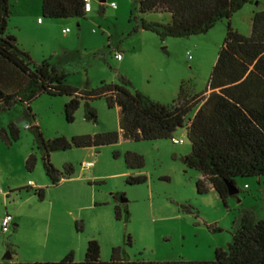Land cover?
<instances>
[{"label": "rangeland", "instance_id": "obj_1", "mask_svg": "<svg viewBox=\"0 0 264 264\" xmlns=\"http://www.w3.org/2000/svg\"><path fill=\"white\" fill-rule=\"evenodd\" d=\"M89 1L92 10L85 18L51 20L43 18L41 0H10L9 30L16 33L11 27L21 28L25 46L20 47L34 66L47 62L67 75V85L81 91L102 83L121 84L123 77L133 91H148L163 104L174 102L183 81L191 83L197 94L206 91L227 20L203 35L162 40L139 26L142 21L165 23L168 15L140 14L132 0H106L102 8L100 0ZM262 10L264 0L245 4L231 17L232 28L249 36L254 12ZM38 19L44 24L38 26ZM116 54L122 55L120 61ZM68 102L67 96H39L30 104L34 122L20 121L27 111L20 103L0 113V130L14 122L21 134L11 145L0 137V262L11 257L16 263H52L69 254L82 262L90 240L98 242L102 261H109L116 247L132 261H212L217 249L226 250L232 243L236 218L248 214L264 221V177L236 178L239 194L226 203L213 189L206 195L197 193L201 175L183 163L191 152L185 128L173 134L181 144L171 139L135 142L124 138L119 109H109L105 99L91 102L97 123L84 119L83 103L68 123L64 114ZM33 126L40 128L46 141L109 132H118L119 140L100 148L51 153V164L65 177V166L74 170L53 186L35 144ZM127 152L144 157L141 172L127 170ZM32 153L37 165L28 172L25 162ZM130 175H144L147 182L128 185ZM27 186L42 188L44 197L33 189L18 191ZM115 207L121 210L120 220ZM7 215L12 222L9 232L3 233Z\"/></svg>", "mask_w": 264, "mask_h": 264}, {"label": "trees", "instance_id": "obj_2", "mask_svg": "<svg viewBox=\"0 0 264 264\" xmlns=\"http://www.w3.org/2000/svg\"><path fill=\"white\" fill-rule=\"evenodd\" d=\"M140 14L168 15L165 23L142 21L140 29L167 38H190L208 33L218 23L227 20L224 43L205 92L197 94L193 85L183 81L172 104H163L148 95L132 89L130 81L121 77V84H105L93 90H78L67 85V75L57 72L47 62L33 65L30 55L24 51L14 36L9 34L12 14L10 0H0V113L20 103L26 106L20 121H33L30 104L41 95L67 96L65 119L72 123L80 105H84V119L97 123L98 115L91 102L105 99L109 109H119L120 130L124 138L135 141L173 140V134L185 128L191 143V152L183 157L184 165L201 175L196 183L197 193L206 195L213 189L226 203L229 197L239 194L236 178L264 177V10L254 12L251 34L245 36L234 30L230 19L233 14L252 0H132ZM101 8L102 3L101 2ZM43 18L82 19L85 0H42ZM19 77V85L9 88L7 82ZM17 82V83H18ZM194 116L186 123L187 116ZM34 125V124H33ZM35 144L43 158L46 175L53 186L73 173L71 165L65 166L66 177L57 171L50 161V154L71 148H100L114 145L118 132L76 136L71 140L56 137L46 141L38 126H33ZM9 145L20 140L17 123H9L0 130ZM127 170L141 172L144 157L127 152L124 155ZM37 157L30 154L25 168L32 172ZM144 175H130L126 183L131 186L145 184ZM237 193H229L228 184ZM34 190L41 199L42 188L27 186L19 189ZM127 215H129L127 213ZM115 217L121 218V210L115 207ZM0 264H264V221H256L248 214L234 220L232 243L226 250L217 249L212 261L150 262L132 261L122 256L121 249L112 248L109 261L100 259V246L90 240L84 260L76 262L67 255L60 262Z\"/></svg>", "mask_w": 264, "mask_h": 264}, {"label": "crops", "instance_id": "obj_3", "mask_svg": "<svg viewBox=\"0 0 264 264\" xmlns=\"http://www.w3.org/2000/svg\"><path fill=\"white\" fill-rule=\"evenodd\" d=\"M41 5H42V0H41ZM91 10H92V7H91V9L89 11H91ZM43 24H44V22H39V19H38L37 25L39 26V25H43ZM11 28L12 29L16 28L17 29V32L16 33H13L12 31L10 32V30H9V34L12 35V36H14L16 38L17 43L19 44V46H23L24 47L25 46L24 45V42H22V40H21V38L19 36V33H20L21 28L20 27H11ZM19 78H21V77H19L18 75H15V80H13L12 82H7L8 85H6V86H9V88H11V90L12 89H15V86L16 85H19V82H18L19 81ZM142 93H144V94L148 95L150 98H152L151 94L148 91H142ZM157 99L158 98H156V100ZM157 101L161 102L162 100H157ZM10 261H12V260H10Z\"/></svg>", "mask_w": 264, "mask_h": 264}, {"label": "built area", "instance_id": "obj_4", "mask_svg": "<svg viewBox=\"0 0 264 264\" xmlns=\"http://www.w3.org/2000/svg\"><path fill=\"white\" fill-rule=\"evenodd\" d=\"M111 7H112V8H116V5H115L114 3H112V4H111ZM90 9H91L90 1H89V0H85V10H86V11H89ZM39 22H41V20H39ZM68 31H69V30H64L65 33L68 32ZM115 58H116L117 60L120 61V60L122 59V55H121V54H116V55H115ZM172 141H173L175 144H181V143H182L181 140L178 141V140H176V139H173ZM11 222H12V217L9 216V215H7V216L4 218L3 223H2V232H3V233H8V232H9Z\"/></svg>", "mask_w": 264, "mask_h": 264}, {"label": "water", "instance_id": "obj_5", "mask_svg": "<svg viewBox=\"0 0 264 264\" xmlns=\"http://www.w3.org/2000/svg\"><path fill=\"white\" fill-rule=\"evenodd\" d=\"M101 2H105L106 0H100ZM228 189H229V193L231 194V195H233V194H236L237 193V191H236V188L233 186V184H228ZM10 259H11V257H9L8 258V260H5V261H10Z\"/></svg>", "mask_w": 264, "mask_h": 264}]
</instances>
